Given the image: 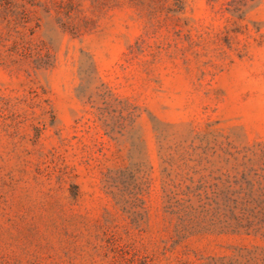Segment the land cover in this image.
Masks as SVG:
<instances>
[{
	"label": "rangeland",
	"instance_id": "1",
	"mask_svg": "<svg viewBox=\"0 0 264 264\" xmlns=\"http://www.w3.org/2000/svg\"><path fill=\"white\" fill-rule=\"evenodd\" d=\"M0 264H264V0H0Z\"/></svg>",
	"mask_w": 264,
	"mask_h": 264
}]
</instances>
